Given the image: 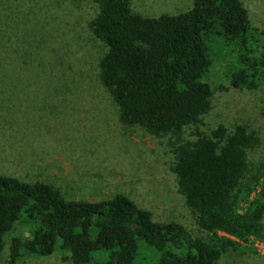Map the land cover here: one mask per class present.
Here are the masks:
<instances>
[{"label":"trees","instance_id":"trees-1","mask_svg":"<svg viewBox=\"0 0 264 264\" xmlns=\"http://www.w3.org/2000/svg\"><path fill=\"white\" fill-rule=\"evenodd\" d=\"M94 1L99 12L90 28L108 47L100 80L121 122L176 138L178 191L204 235L154 220L124 193L67 199L51 183L0 173V264L6 234L18 223L28 235L14 239L8 264L58 249L75 264H138L142 246L157 253L155 264H227L230 254L257 253L249 241L264 238V161L254 166L248 150L258 136L246 124L232 130L220 124L194 141H182V134L211 108L217 59L230 58L226 75L234 87L264 84V30L242 0H194L186 12L158 17L134 11L132 0ZM5 43L0 31L2 82Z\"/></svg>","mask_w":264,"mask_h":264},{"label":"rangeland","instance_id":"rangeland-1","mask_svg":"<svg viewBox=\"0 0 264 264\" xmlns=\"http://www.w3.org/2000/svg\"><path fill=\"white\" fill-rule=\"evenodd\" d=\"M242 1L253 24L264 30V0ZM131 5L158 17L186 12L194 0H132ZM0 8V31L9 45L0 81V173L51 183L67 199L97 201L124 193L154 220L175 221L204 235L178 191L176 138L121 122L119 106L100 80L99 62L108 47L90 28L98 4L0 0ZM229 61L226 56L214 62L211 108L200 123L184 127L182 141L210 135L220 124L230 130L246 124L259 138L248 150L255 166L264 161V84L255 90L234 87L226 75ZM26 235L19 223L6 234L1 264L9 263L14 239ZM249 244L257 253L230 254L223 262L264 264V238ZM154 252L142 246L138 264H155ZM16 264L75 263L58 249L47 256L22 255Z\"/></svg>","mask_w":264,"mask_h":264}]
</instances>
